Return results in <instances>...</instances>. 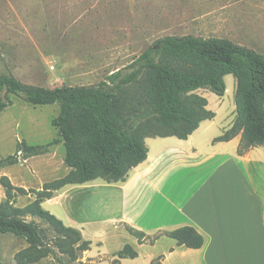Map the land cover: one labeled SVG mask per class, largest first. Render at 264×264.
Returning a JSON list of instances; mask_svg holds the SVG:
<instances>
[{
	"label": "trees",
	"instance_id": "16d2710c",
	"mask_svg": "<svg viewBox=\"0 0 264 264\" xmlns=\"http://www.w3.org/2000/svg\"><path fill=\"white\" fill-rule=\"evenodd\" d=\"M228 75L237 82L236 118L213 144L241 135L237 153L243 156L264 146V55L229 39L166 36L132 63L89 87H38L0 71V115L13 105L11 96L29 105H58L60 109L52 122L60 138L40 145L20 143L14 155L0 159V170L50 154L59 144L65 147L64 164L71 169L39 190L17 187L9 177H2L6 200L0 205V234L14 235L28 244L16 254V262L37 264L53 257L58 264H68L60 257L66 255L84 264L79 261V253L91 250L92 243L42 204L67 185L96 179L126 181L130 171L148 158L147 138L187 140L202 122L216 118V113L208 109V100L197 91L208 90L224 97ZM151 124L156 126L153 136L146 131ZM28 194L35 200L24 207L16 206L18 195ZM28 218H38L48 227ZM126 230L140 244H154L162 236L189 249H201L206 243L193 226L154 237L128 225ZM48 231L56 235L51 241L47 239ZM114 257L113 263L120 264L121 259L138 258L139 253L127 244ZM161 259L163 256L159 262Z\"/></svg>",
	"mask_w": 264,
	"mask_h": 264
},
{
	"label": "rangeland",
	"instance_id": "374dc122",
	"mask_svg": "<svg viewBox=\"0 0 264 264\" xmlns=\"http://www.w3.org/2000/svg\"><path fill=\"white\" fill-rule=\"evenodd\" d=\"M187 35L229 39L264 55V0H0V71L44 88L95 86L160 39ZM225 82L224 97L197 91L218 116L215 131L236 118L237 82L232 75ZM11 98L13 105L0 115V159L14 155L22 142L40 145L60 138L52 124L59 115L58 105L33 106ZM146 129L149 135L156 134L154 124ZM63 154L65 147L59 144L50 154L1 169L0 205L6 200L2 177L26 190L41 189L44 183L64 176ZM34 197L18 195L16 206L24 207ZM28 220L41 223L38 218ZM115 236L107 234L105 244L92 248V260H84L85 252L79 253V261L114 264V254L131 244L128 238ZM47 237L51 241L56 235L48 231ZM164 245L152 252L143 248L140 258L123 263L121 259L120 264H160ZM27 247L21 238L0 234V262L18 264L16 254ZM150 254L155 257L150 259ZM60 257L78 264L66 255ZM37 264L58 263L49 257Z\"/></svg>",
	"mask_w": 264,
	"mask_h": 264
},
{
	"label": "crops",
	"instance_id": "0c3cea01",
	"mask_svg": "<svg viewBox=\"0 0 264 264\" xmlns=\"http://www.w3.org/2000/svg\"><path fill=\"white\" fill-rule=\"evenodd\" d=\"M217 117L202 122L187 140L147 138L148 158L126 181L67 185L43 208L80 230L91 250L114 234L128 238L139 258L141 249L152 252L165 244L160 264H264V146L239 156L241 135L213 144L233 125L231 120L215 131ZM64 168L66 176L71 169ZM127 225L149 236L193 226L206 243L189 249L162 236L154 245L140 244L122 230ZM91 250L85 261L93 259Z\"/></svg>",
	"mask_w": 264,
	"mask_h": 264
},
{
	"label": "water",
	"instance_id": "95a60500",
	"mask_svg": "<svg viewBox=\"0 0 264 264\" xmlns=\"http://www.w3.org/2000/svg\"><path fill=\"white\" fill-rule=\"evenodd\" d=\"M156 48H158V46Z\"/></svg>",
	"mask_w": 264,
	"mask_h": 264
}]
</instances>
